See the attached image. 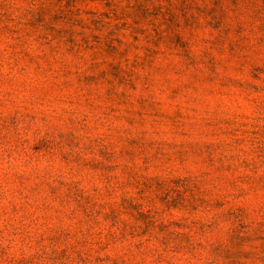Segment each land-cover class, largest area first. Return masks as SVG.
Here are the masks:
<instances>
[{"label": "rangeland", "instance_id": "1", "mask_svg": "<svg viewBox=\"0 0 264 264\" xmlns=\"http://www.w3.org/2000/svg\"><path fill=\"white\" fill-rule=\"evenodd\" d=\"M0 264H264V0H0Z\"/></svg>", "mask_w": 264, "mask_h": 264}]
</instances>
